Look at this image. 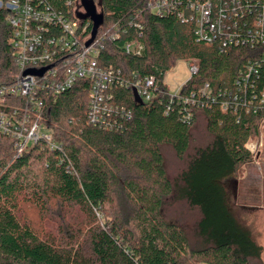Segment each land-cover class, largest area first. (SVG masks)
<instances>
[{
    "label": "trees",
    "instance_id": "obj_1",
    "mask_svg": "<svg viewBox=\"0 0 264 264\" xmlns=\"http://www.w3.org/2000/svg\"><path fill=\"white\" fill-rule=\"evenodd\" d=\"M91 1L104 17L97 36L113 26L122 34L128 29L119 41L105 43L100 65L154 75L160 91L152 102L138 105L132 90H115V102L131 109L132 117L114 131L89 123L88 82L50 98L43 120L63 151L37 146L18 158L12 140L0 135V264H264L263 248L231 212L225 187L252 161L246 145L258 135L264 110L223 111L217 105L194 109L186 121L179 103L165 114L169 88L162 81L179 62L192 60L199 70L185 84L184 96L205 84L215 92L231 89L251 52L197 42L192 24L152 15L147 5L154 0ZM49 2L64 6L63 0ZM7 14L0 9V86L18 75ZM130 40L144 44L141 56L122 51ZM255 85L264 90V69ZM201 118L210 137L203 145L193 134ZM166 148L185 164L174 178ZM171 201L198 212L195 241L167 218ZM26 204L43 214L53 206L78 208L86 223L63 224L56 238L41 235L23 220Z\"/></svg>",
    "mask_w": 264,
    "mask_h": 264
},
{
    "label": "built area",
    "instance_id": "obj_2",
    "mask_svg": "<svg viewBox=\"0 0 264 264\" xmlns=\"http://www.w3.org/2000/svg\"><path fill=\"white\" fill-rule=\"evenodd\" d=\"M82 1L63 0L60 8L49 0H0V9L8 12L12 30L9 43L18 70L14 83L0 86V135L12 140L18 158L37 146L63 151L45 124L43 111L50 98L70 91L80 81L89 83V123L106 131L122 128L132 117L131 109L115 102V90H136L143 104L152 102L160 91L154 75L126 74L100 65L105 43L119 41L128 29L122 34L119 26H113L87 45L92 22L79 18ZM147 10L158 17L173 16L192 24L199 43L217 45L221 50L248 49L252 54L231 89L215 92L205 84L184 96L187 82L174 91L165 75L162 81L169 88L165 114L177 103L184 108L186 121L192 120L194 109L217 105L223 111L256 114L264 110V90L257 91L255 85L264 69V0H154ZM131 28L143 30L138 23H132ZM121 49L136 57L144 53L145 46L130 40ZM198 70L196 61L189 64V79ZM246 148L251 151L248 145Z\"/></svg>",
    "mask_w": 264,
    "mask_h": 264
},
{
    "label": "rangeland",
    "instance_id": "obj_3",
    "mask_svg": "<svg viewBox=\"0 0 264 264\" xmlns=\"http://www.w3.org/2000/svg\"><path fill=\"white\" fill-rule=\"evenodd\" d=\"M80 11L86 13L83 5ZM98 12L99 8H98ZM102 35V34H101ZM195 61L179 62L166 74L165 81L171 90L185 83L190 78L189 64ZM194 139L198 144H205L210 139L206 132V121L201 118L193 131ZM247 145L253 154L250 163L241 166L238 172L225 181L229 207L240 224L247 229L253 240L263 248L264 261V122L259 126L256 137L251 138ZM167 169L171 178L176 177L185 167L170 148L165 149ZM167 218L179 223L188 233L192 241L196 240L195 225L199 219L197 211L190 209L186 204L171 201L165 208ZM23 220L41 234L59 237L63 224L79 227L86 223L85 216L78 210L65 206H53L48 214H43L35 206L26 204L22 210ZM101 220V216H99Z\"/></svg>",
    "mask_w": 264,
    "mask_h": 264
},
{
    "label": "water",
    "instance_id": "obj_4",
    "mask_svg": "<svg viewBox=\"0 0 264 264\" xmlns=\"http://www.w3.org/2000/svg\"><path fill=\"white\" fill-rule=\"evenodd\" d=\"M82 4L86 10L85 14H80L79 18L82 19L83 21L86 20H91L92 24H93V28H92V33H91V39L89 40V42L87 43V45H90L94 39L97 36L99 27L102 25L103 23V15L99 14L97 11V7L94 5V3L91 0H83ZM39 74H42L41 72H39ZM134 92V97H135V101L138 105H142L143 102L140 99L139 95L137 94L136 90L133 91Z\"/></svg>",
    "mask_w": 264,
    "mask_h": 264
}]
</instances>
